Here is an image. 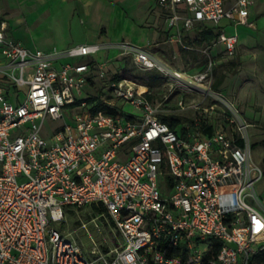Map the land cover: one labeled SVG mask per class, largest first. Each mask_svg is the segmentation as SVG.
<instances>
[{"label":"built area","instance_id":"2783aa9c","mask_svg":"<svg viewBox=\"0 0 264 264\" xmlns=\"http://www.w3.org/2000/svg\"><path fill=\"white\" fill-rule=\"evenodd\" d=\"M157 3L184 48L182 31L220 29L196 73L173 70L130 41L31 49L0 23V264H264L254 261L264 249V166L252 159L248 124L229 104L226 122L204 131L214 102L193 96L224 101L212 90L208 49L220 46L233 57L239 37L221 21L254 29L253 0ZM108 48L121 49L137 69L172 79L170 92L152 102L147 86L111 81L109 102L118 112L88 115L91 66L78 59ZM95 66L102 78L104 64ZM172 88L174 108H166ZM173 111L192 121L170 127L159 113ZM47 121L58 124L47 130ZM92 203L104 207L122 240L109 249L92 246L88 256L50 223L66 208Z\"/></svg>","mask_w":264,"mask_h":264},{"label":"rangeland","instance_id":"374dc122","mask_svg":"<svg viewBox=\"0 0 264 264\" xmlns=\"http://www.w3.org/2000/svg\"><path fill=\"white\" fill-rule=\"evenodd\" d=\"M111 2L116 5L125 4L124 0H111ZM38 5L41 4L38 3ZM252 6L253 20L256 25L254 29L245 25H239L235 29L228 25L226 20L221 21V24L226 26V33L236 32L238 34V43L233 57L226 56L220 46L208 49V55L211 57L213 66L216 67L212 74V83L218 75L224 76L218 89L212 90L217 92L224 101H217L211 97L204 100L202 94L196 93L193 96L197 101H206V104L214 102V110L211 114H207L205 120L215 129L220 128L226 122V114L229 113V104H231V112L235 110L240 118L248 124L246 132L252 159L264 166V0H253ZM128 8L132 17L139 20L140 14H137L135 4ZM43 10L41 8L37 10L35 0H10L7 4L2 2L0 18L3 17L12 30L9 34L11 37H8L19 39L29 48L45 51L54 49L64 51L67 49L66 46L95 42L96 35L106 34L107 29L111 40L125 38L133 41L134 38H137V42H139V37H135V34L130 38V34L123 27V19L117 9H113L112 13L107 14V17L103 14L104 19L100 18L98 31L95 21L91 18H84V22H80L78 16L69 18L63 10L61 13H53L52 9H50V13ZM153 12L151 9L149 13ZM147 24L149 23L144 22L140 26L159 31L160 35L156 41L141 47L149 49L173 70L196 73L201 69L203 63L201 61L206 59V53H202L204 46L193 41L195 34L192 33H196L197 28L182 31L183 45L186 46L184 48L170 29L164 30L166 26L161 19L157 24ZM120 50L108 48L89 57L79 58L78 61L88 62L90 59H95L97 65L104 64L105 74L101 79L106 80L120 69L122 63L132 66L128 57L120 55ZM230 59L236 65H230L228 62ZM62 60L69 59L63 58ZM138 71L143 72L140 69ZM172 81L169 77L164 76L159 85L151 87L157 101L164 94L170 92ZM172 91L176 92L177 90L172 88ZM125 110L132 111L133 109L126 106ZM188 113L192 114V111ZM57 124V122L47 121L46 129L54 128ZM254 143H257V146L253 147ZM258 190L264 192V180L258 185ZM104 212L99 209V205L96 203L80 207L74 206L63 215V218L57 222H51L50 226L58 229L66 239L79 244L85 254L90 256L92 246H97L100 250L109 249L122 240L121 235L116 234L113 224L105 214H102ZM207 245L208 242L200 245L202 252L206 251Z\"/></svg>","mask_w":264,"mask_h":264},{"label":"trees","instance_id":"16d2710c","mask_svg":"<svg viewBox=\"0 0 264 264\" xmlns=\"http://www.w3.org/2000/svg\"><path fill=\"white\" fill-rule=\"evenodd\" d=\"M220 32V29L217 27L207 26V27H198L197 31L195 33V38L193 39L194 43L200 44L204 47L211 44V42L218 36ZM202 67L206 63V59L202 60ZM230 65H236V63L233 60L228 61ZM89 65L91 66V74L88 77L87 85L84 89L85 94L87 95L86 101V113L90 116L93 115H104V114H110L114 115L118 112L120 109V106L115 103H110L109 98V90L108 84L111 81H116L120 79H128L131 81H134L138 84H142L148 87V90L150 91L149 94H147V98L151 100L152 102H157V100L154 98V95L151 91V87L157 86L161 83L162 79L164 78V75L157 71H138L134 65L132 66H126L124 63L121 64V67L118 71L114 72L108 79L104 80L101 78L99 81L96 79V66L95 64L97 61L95 59H90L88 61ZM201 67V68H202ZM216 70V67L213 66V71ZM224 76L218 75L214 82L212 83V89L217 90L218 87L222 84ZM171 96H175V92L172 93L169 97V105H165L166 108H174V98ZM162 98V97H161ZM159 117L161 120L165 123H167L170 127L174 128L179 123H183L185 121H192V119L184 114H178L176 112H160ZM214 129L213 125H204V131L211 132ZM253 147L257 146V143H254L252 145ZM100 210H104L103 206L99 207ZM70 210V208H66L64 210V214L67 213ZM220 247L219 243L214 244V248L211 251L212 255H215ZM254 261L256 262H264V249L260 250L255 256Z\"/></svg>","mask_w":264,"mask_h":264},{"label":"crops","instance_id":"0c3cea01","mask_svg":"<svg viewBox=\"0 0 264 264\" xmlns=\"http://www.w3.org/2000/svg\"><path fill=\"white\" fill-rule=\"evenodd\" d=\"M10 0H0V4L2 2H5L7 4ZM125 4L122 5H116L111 0H35L36 2V8L38 9H44L43 11H53V13L59 12L61 13L62 10L67 13L69 18H72L74 16L79 17L80 22H84V20L87 18H91L93 21H95L97 31L99 26L100 18L103 20L104 16L107 17L108 13H112L113 9H117L119 11V14L121 18L123 19V27L126 29L127 33L130 34V38L133 37V34H135V37H139V42H137V38L133 41L125 38H116L114 40H111L109 38L108 29L106 34L102 35H96L95 42L92 43H79V44H93V43H116L119 41H122V39H125V41H130L136 45L145 46L147 43L154 42L159 37L160 33L159 31L149 29V28H143L140 25L144 22H148L147 25H154L157 24L158 21L161 19L162 22L165 24L166 28L164 30H167V22L164 15V11L159 7L157 0H124ZM40 3L41 5H38ZM135 4V9L137 14H140L138 17L139 20H135L128 8V6H131ZM112 8V9H111ZM153 10V13H149L150 10ZM253 6L249 9V18L251 20L254 19L253 14ZM103 14H105L103 16ZM85 18V19H84ZM0 23L5 24V34L8 37H11L9 34L12 32L11 28L8 27V23L3 17L0 18ZM9 31V32H8ZM168 31V30H167ZM173 31H171L172 33ZM190 34V33H189ZM195 34V33H192ZM17 42H20L17 38H11ZM170 41V40H168ZM21 43V42H20ZM22 44V43H21ZM24 45V44H22ZM78 45V44H75ZM25 46V45H24ZM74 46V45H71ZM71 46H64L65 48H69ZM28 47V46H26ZM29 48V47H28ZM34 49V48H31Z\"/></svg>","mask_w":264,"mask_h":264}]
</instances>
